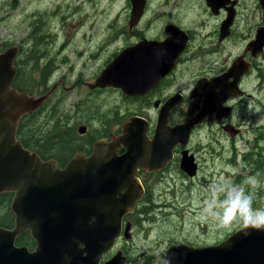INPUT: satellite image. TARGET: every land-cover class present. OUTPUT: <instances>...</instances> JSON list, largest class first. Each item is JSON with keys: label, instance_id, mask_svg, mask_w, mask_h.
Listing matches in <instances>:
<instances>
[{"label": "water", "instance_id": "1", "mask_svg": "<svg viewBox=\"0 0 264 264\" xmlns=\"http://www.w3.org/2000/svg\"><path fill=\"white\" fill-rule=\"evenodd\" d=\"M259 1L263 25L247 44L253 56L264 47V0ZM130 3L128 24L133 27L142 17L145 0ZM170 45L168 41L143 39L122 49L88 87L113 86L125 95L145 93L151 85L145 80L150 77L159 80L170 69L169 62L177 54L171 55L165 49ZM17 52V46L0 51V193H13L10 209L14 215L11 228L0 226V264H99L120 234L130 237L131 224L125 223L122 228V218L134 211L144 193L136 176L138 167L147 171L163 168L171 160L174 145L184 147L193 127L213 107L202 104L193 117L169 127L166 112L174 101L168 100L159 113L151 140L146 135V121L131 117L124 123L120 136L111 142L96 141L90 156L77 152L60 168L56 160H44L24 147L16 136L21 116L38 109L50 94L33 96L12 87ZM158 61L163 67H170L158 69L156 74L145 69L146 62ZM243 69L239 59L229 68L227 77L233 76L234 80L221 103L228 96L243 93L236 82ZM84 130L79 127L81 133ZM120 145L126 151L117 155L116 148ZM196 168L193 157L184 149L180 169L192 177ZM26 230L34 240L33 250L14 244L16 237ZM161 257V264L165 258L170 264H264V229L239 228L209 245L172 243ZM101 264H127V261L118 250Z\"/></svg>", "mask_w": 264, "mask_h": 264}, {"label": "rangeland", "instance_id": "2", "mask_svg": "<svg viewBox=\"0 0 264 264\" xmlns=\"http://www.w3.org/2000/svg\"><path fill=\"white\" fill-rule=\"evenodd\" d=\"M155 2L152 1V7ZM244 4L249 7L239 14L242 23L238 29L242 31L259 16L251 10V0H244ZM130 9L129 0H0V49L19 48L15 85L32 87L33 96L42 95L45 65L49 61L48 90L62 76L66 87L75 85L76 80L91 81L118 47L131 40L126 33ZM156 33L158 25L154 23L148 34ZM246 87L252 97L238 101L233 116L236 121L241 119L244 133L231 139L214 122L197 130L188 143L201 162L196 175L189 177L175 169L163 179L160 175L149 176L151 209L139 219L138 214L130 218L131 237L121 238L113 253L122 246L132 264H141L145 259L161 264V255L171 243L213 244L241 228H221L204 213L205 202L215 185L242 184L248 177L257 176L261 186L256 190L253 207L264 208V56L248 77ZM54 91L46 106L33 117L35 124L45 131L53 125L73 124V120L64 121L65 114L72 115L78 123L81 121L78 126H82L90 120L91 109L96 117L99 108L122 116L133 110L143 111L116 90L88 93L86 87L78 85L71 91L61 87ZM51 110L56 120L52 119ZM91 127L88 125L89 130ZM243 152L248 156H243ZM143 205L148 204L141 203L139 208Z\"/></svg>", "mask_w": 264, "mask_h": 264}, {"label": "flooded vegetation", "instance_id": "3", "mask_svg": "<svg viewBox=\"0 0 264 264\" xmlns=\"http://www.w3.org/2000/svg\"><path fill=\"white\" fill-rule=\"evenodd\" d=\"M152 1L153 0H145L142 17L136 25L129 27L127 21L126 33L130 35L131 40L126 41L123 45L118 47L115 53L113 51L114 54L112 53V58L108 59L102 65L91 81L78 83L79 81L76 80L75 85L72 84L71 86L66 87L65 76H62L52 84L47 91L50 92L51 95L58 87H61L65 91H71L78 85L86 87L88 93H101L106 90H116L121 92L124 100L131 103H137L143 110L142 112L133 110L131 114L122 116V113H115V111L110 115V109L102 110L98 107L99 115L96 117L91 109V112L88 115L90 120L87 122V125L81 126L85 128L83 133L79 131L80 126H78L81 121L78 123L76 120L74 121L72 115L65 114L64 121L69 122L73 120L74 123L66 124L60 128L63 129L64 132L71 131L73 134L74 131H76V135L82 138L78 139V148L74 150L71 156H68V151L62 152V159L60 162H63V164L57 161V159H54L60 168H64L68 161L77 152L82 153L85 157L90 156L93 150V144L96 141L104 139L106 142H111L112 139L120 136L122 134L124 123L131 117L137 116L146 121V135L148 140H151L158 124L159 113L168 100H170L168 101L169 103L174 101V105L166 112V126L169 127L182 124L188 118L193 117L196 114L197 107L202 104L206 103V105L213 107L211 113L205 115L202 121L193 127L188 142L184 147H181L179 144L174 145L171 150V160L168 161L163 168L147 171L138 167L136 176L143 186L144 193L141 200L137 202L134 211L123 216L122 228H124L125 223L128 222L132 227L130 218L133 215L138 214V217H140V215L145 214L141 211H136L139 209L141 203H146L144 201L147 196L146 193L149 190H147L149 184L148 177L151 175H160L161 179H163L166 174L174 172L175 169H180L181 152L184 149L187 150L188 155L193 157V161L197 165V173L200 169L201 162L196 151L191 149L188 145L190 144V139L194 133L204 124L211 122L218 124L220 129L231 139L241 136V134L244 133L245 127L242 126L241 119L240 121H236L233 116L235 111H237L236 107L238 101L252 97L247 90L246 81L252 71L257 68L258 61L264 56V47L262 52L258 53L256 56H253L252 52L247 49V44L254 39L258 28L263 25V9L259 0H251L254 3V5L251 6V10H254L255 13H259L258 20L252 21L249 25L243 27L244 31L238 29L242 23V21L238 20L239 14L242 10L249 7V5L244 4V0H156L154 7H152ZM148 12H150V15L145 19ZM154 23L158 25V33L150 35L148 34V30ZM143 39L158 42L168 41L171 45L165 49L167 51L169 50V52L171 51V55L177 52L173 60L169 62L171 63V67H163V64L160 61L155 63H145V69L150 70V73L154 74L158 73V69L164 71L166 68L170 67V69L166 71L159 80H152L153 77L145 80L151 83L145 93L125 95L120 88L113 86L95 87L92 89L88 87V84L95 80L104 67L122 49L132 47ZM0 51L2 50L0 49ZM18 53L13 60L16 72ZM238 59L240 60V65L244 68V71L240 73L236 82L238 90L243 93L231 97L228 96L221 103V99L224 97L223 95H226L228 91V85L234 80L233 76L227 77V72L232 64ZM96 111L98 110L96 109ZM90 124L92 127L89 130L88 125ZM225 127H227L229 131H227ZM231 131L235 132V135L232 136L230 133ZM86 136H89V138H86ZM253 138H251V140H253ZM247 139L250 140L249 138ZM169 140H172V135H170ZM125 151L126 150H124L121 145L116 148L117 155H122ZM243 153V156H248V154H245L247 152ZM196 173L193 176H195ZM26 231L29 232L28 230ZM23 233L19 234L14 240L16 246H23V244L19 245L16 243V240ZM29 236L34 242L30 233ZM130 237L126 239H130ZM121 238L125 237L120 234L116 239L115 245L102 256L99 264L113 256L116 252L113 253V250L116 248V245ZM217 242L219 241H216L215 243ZM34 246L35 243H33V245H28L27 247L29 250H33ZM118 250H121L126 257L127 264H132V262L128 261L125 247L122 248L121 246V249H117V251ZM144 262L141 264H144Z\"/></svg>", "mask_w": 264, "mask_h": 264}, {"label": "trees", "instance_id": "4", "mask_svg": "<svg viewBox=\"0 0 264 264\" xmlns=\"http://www.w3.org/2000/svg\"><path fill=\"white\" fill-rule=\"evenodd\" d=\"M50 65H51L50 61L47 62L45 65L46 76L44 77L43 80L45 90L41 94H45L48 91L46 78L48 80L50 75V73H48L49 71H51ZM18 74H19V70H17L16 72L13 82V87H15L20 92H25L31 95V93L33 92L32 87H21L15 85ZM51 95L47 97L44 103L36 111L26 113L21 116L17 125L16 136L24 147H27L30 150L35 151L42 159L45 160L52 158V159H57V161L60 162V160L62 159L61 157L62 152L68 151L69 152L68 156H71L74 150L78 148L77 147L78 139L82 137L77 136L76 131H74V134L71 131L64 132L63 129L60 130V126L57 127V125H53L49 130L45 131L43 130L42 127H39L35 124V120L33 119V117L46 106L47 101L51 98ZM54 109L55 108H53V113L57 114L56 112H54ZM51 116L53 120H56L52 115V110H51ZM33 125L35 126L33 127ZM60 163L63 164V162ZM146 194L147 196L145 197L144 202H146V204L148 205H143V207L137 209L136 212L141 211L142 213H148L150 211L151 198L148 192ZM12 195H13L12 192L0 193V212H2L0 214L1 227L11 228L14 224V215L9 207L10 204L9 202L12 198ZM31 241L32 240L29 236V232L26 231L16 240V243L19 245L23 244L28 246V245H33L34 242ZM144 264H151V260H145Z\"/></svg>", "mask_w": 264, "mask_h": 264}, {"label": "clouds", "instance_id": "5", "mask_svg": "<svg viewBox=\"0 0 264 264\" xmlns=\"http://www.w3.org/2000/svg\"><path fill=\"white\" fill-rule=\"evenodd\" d=\"M260 186L257 176L248 177L242 184L212 186L203 211L221 228L264 229V208L253 207L255 193ZM163 264L170 262L165 258Z\"/></svg>", "mask_w": 264, "mask_h": 264}]
</instances>
